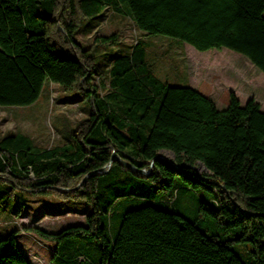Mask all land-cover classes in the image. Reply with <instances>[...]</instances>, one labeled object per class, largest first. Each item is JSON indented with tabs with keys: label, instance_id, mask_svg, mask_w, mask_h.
Instances as JSON below:
<instances>
[{
	"label": "trees",
	"instance_id": "16d2710c",
	"mask_svg": "<svg viewBox=\"0 0 264 264\" xmlns=\"http://www.w3.org/2000/svg\"><path fill=\"white\" fill-rule=\"evenodd\" d=\"M108 9L150 35L238 52L264 73V0H0V106L31 105L52 82L89 115L61 145L0 138V210L21 213L22 192L91 204L85 223L24 229L54 242V264H264L262 104L231 91L221 109L164 81L143 40L112 52L108 82L95 83L97 57L77 34ZM22 231L0 238V264H34ZM235 243L250 244L246 259Z\"/></svg>",
	"mask_w": 264,
	"mask_h": 264
},
{
	"label": "rangeland",
	"instance_id": "374dc122",
	"mask_svg": "<svg viewBox=\"0 0 264 264\" xmlns=\"http://www.w3.org/2000/svg\"><path fill=\"white\" fill-rule=\"evenodd\" d=\"M117 34L119 43L102 45L96 39L100 36ZM77 39L97 57L95 83L108 82L115 50L128 51L139 40L148 45L149 57L156 64L161 79L172 85H190L208 93L219 108H226L230 88H236L242 95V104L258 88V96L264 105V73L259 71L244 55L224 48L199 51L193 46L165 35H150L139 30L128 17L108 9L91 28L85 26ZM233 56H237L234 58ZM104 92V91H103ZM89 117L76 92H68L58 84L47 82L40 98L33 104L22 107L0 106V138L9 132H24L41 147L64 144L71 131ZM162 156L172 159V153L162 151ZM199 167V172H204ZM25 206L17 215H6L0 210V238L12 228L23 230L19 244L34 264H54L52 251L54 242L37 233L24 230L27 226L58 231L73 223H85L92 205L80 198H64L57 194L22 192ZM188 203H193L191 199ZM190 218L196 213L185 211ZM26 231V232H25ZM246 259L250 244H234Z\"/></svg>",
	"mask_w": 264,
	"mask_h": 264
},
{
	"label": "crops",
	"instance_id": "0c3cea01",
	"mask_svg": "<svg viewBox=\"0 0 264 264\" xmlns=\"http://www.w3.org/2000/svg\"><path fill=\"white\" fill-rule=\"evenodd\" d=\"M234 58H237V56H233ZM200 90V89H199ZM201 91V90H200ZM231 91H234L236 94H237V96L240 98V100H241V102H242V95L241 94H239V91H237V89L236 88H230L229 89V91H228V93H227V95H226V97H225V100L227 99V98H229V95H230V92ZM250 91H251V93H249V97H247L245 100L247 101L249 98H251V97H255L261 104H262V107L264 108V105H263V103H262V101H261V98L258 96V88H253V86H252V88H250ZM203 93H205L206 95H208V96H210L208 93H206V92H204L203 91ZM211 97V96H210ZM213 98V97H212Z\"/></svg>",
	"mask_w": 264,
	"mask_h": 264
},
{
	"label": "water",
	"instance_id": "95a60500",
	"mask_svg": "<svg viewBox=\"0 0 264 264\" xmlns=\"http://www.w3.org/2000/svg\"><path fill=\"white\" fill-rule=\"evenodd\" d=\"M113 157H115V158H119L117 152H114V153H113ZM125 163H126V165H129V166H130V163H128V162H125ZM143 172H144V171H143Z\"/></svg>",
	"mask_w": 264,
	"mask_h": 264
}]
</instances>
